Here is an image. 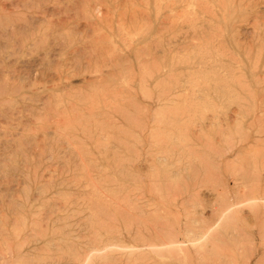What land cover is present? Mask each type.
<instances>
[{
	"label": "rangeland",
	"instance_id": "374dc122",
	"mask_svg": "<svg viewBox=\"0 0 264 264\" xmlns=\"http://www.w3.org/2000/svg\"><path fill=\"white\" fill-rule=\"evenodd\" d=\"M0 264H264V0H0Z\"/></svg>",
	"mask_w": 264,
	"mask_h": 264
},
{
	"label": "bare ground",
	"instance_id": "6f19581e",
	"mask_svg": "<svg viewBox=\"0 0 264 264\" xmlns=\"http://www.w3.org/2000/svg\"><path fill=\"white\" fill-rule=\"evenodd\" d=\"M185 8H186V7H185ZM187 9H188V8H187ZM189 12H190V11H189ZM191 13H192V12H191ZM185 14H186V12H185ZM187 14H188V13H187ZM187 18H188V17H187ZM134 20H136V18H135ZM186 21H187V20H186ZM186 21H185V22H186ZM131 22H132V21H131ZM196 22H197V21H196ZM136 23H137V22H136ZM136 23H135V24H136ZM195 27H196V26H195ZM202 27H203V26H202ZM215 28H216V27H215ZM207 29H208V28H207ZM217 29H218V27H217ZM217 29H216V30H217ZM214 31H215V30H214ZM207 34H208V32H207ZM216 35H217V34H216ZM215 38H216V37H215ZM216 39H217V38H216ZM219 40H220V39H219ZM203 42H205V41H203ZM211 42H212V41H211ZM220 43H221V42H220ZM225 46H226V45H225ZM202 47H203V46H202ZM206 49H207V48H206ZM206 49H205V50H206ZM201 51H202V50H201ZM183 54H184V53H183ZM201 54H202V53H201ZM202 57H203V56H202ZM178 58H181V57H178ZM185 58H186V57H185ZM199 58H200V57H199ZM210 58H211V57H210ZM221 58H222V57H221ZM195 59H196V58H195ZM181 60H182V59H181ZM192 60H193V58H192ZM200 60H201V59H200ZM212 60H213V59H212ZM185 61H186V59H185ZM153 62H154V60H153ZM197 62H198V61H197ZM200 62H201V61H200ZM200 62H199V63H200ZM202 63H203V62H202ZM154 64H155V63H154ZM205 64H206V63H205ZM155 65H156V64H155ZM186 65H187V64H186ZM200 65H201V64H200ZM224 65H225V64H224ZM195 66H196V65H195ZM203 68H204V67H203ZM203 68H202V69H203ZM200 69H201V67H200ZM192 70H193V69H192ZM158 71H159V70H158ZM203 71H204V70H203ZM227 71H228V70H227ZM150 72H151V71H150ZM153 72H154V71H153ZM187 72H188V71H187ZM193 72H195V71L193 70ZM224 72H225V71H224ZM197 73H198V72H197ZM219 73H220V72H219ZM168 74H169V73H168ZM223 74H224V73H223ZM229 74H230V72H229ZM191 75H192V74H191ZM170 76H171V75H170ZM198 76H199V75H198ZM204 76H205V75H204ZM171 77H172V76H171ZM169 78H170V77H169ZM191 78H192V77H191ZM218 78H219V77H218ZM171 79H172V78H171ZM185 79H186V78H185ZM192 79H193V78H192ZM194 79H195V78H194ZM200 79H201V78H200ZM220 79H221V78H220ZM220 79H219V80H220ZM215 80H216V79H215ZM219 80H218V81H219ZM175 81H176V80H175ZM218 81H217V82H218ZM222 81H223V80H222ZM222 81H220V82H222ZM220 82H219V83H220ZM168 83H169V81H168ZM215 83H216V82H215ZM165 84H166V83H165ZM177 84H178V83H177ZM192 84H193V83H192ZM170 85H171V84H170ZM195 85H196V84H195ZM198 85H199V84H198ZM226 85H227V84H226ZM248 86H249V85H248ZM167 88H168V87H167ZM198 88H199V87H198ZM223 88H224V87L221 88V86H220V89H218V92L222 91L221 93L226 94V93H227L226 90L228 89V87L226 88V90L223 89ZM232 90H233V89H232ZM251 90H253V89H251ZM166 91H167V90H166ZM229 91H231V90H229ZM163 92H164V91H163ZM169 92H171V91H169ZM231 92H232V91H231ZM204 93H205V92H204ZM250 93H251V92H250ZM176 94H177V93H176ZM202 95H203V94H202ZM207 95H208V94H207ZM209 95H210V94H209ZM231 95H232V94H231ZM250 95H251V94H250ZM116 96H117V95H116ZM176 96H177V95H176ZM205 96H206V95H205ZM171 97H173V95H172ZM174 97H175V96H174ZM121 98H122V97H121ZM169 100H170V99H169ZM188 103H189V102H188ZM164 104H165V103H164ZM180 104H181V103H180ZM180 104H179V105H180ZM179 105H178V106H179ZM167 106H168V105H167ZM173 106H174V105H173ZM176 106H177V105H176ZM185 106H186V105H185ZM195 106H196V105H195ZM115 107H116V106H115ZM162 107H163V106H162ZM163 108H164V107H163ZM250 108H251V107H250ZM122 109H123V108H122ZM174 111H175V110H174ZM200 112H202V111H200ZM135 113H136V112H135ZM128 114H129V113H128ZM180 116H181V115H180ZM182 116H183V115H182ZM200 116H201V114H200ZM178 117H179V116H178ZM258 117H259V115H258ZM147 125H148V124H147ZM159 125H160V124H159ZM167 125H168V124H167ZM171 125H172V124H171ZM131 126H132V125H131ZM163 127H164V126H163ZM167 127H168V126H167ZM178 127H179V126H178ZM163 130H165V129H163ZM175 130H176V129H175ZM160 131H161V130H160ZM181 131H182V130H181ZM158 132H159V131H158ZM164 132H165V131H164ZM178 132H179V131H178ZM170 133H171V132H170ZM179 133H181V132H179ZM183 133H184V132H183ZM183 133H182V134H183ZM134 134H135V133H134ZM163 134H164V133H163ZM173 134H174V133H173ZM168 135H169V134H168ZM181 136H182V135H181ZM173 137H174V135H173ZM68 139H69V138H68ZM73 139H74V138H73ZM156 140H157V139H156ZM176 140H177V139H176ZM64 141H65V140H64ZM160 141H161V140H160ZM180 141H181V139H180ZM183 141H184V140H183ZM68 143H69V142H68ZM158 143H159V142H158ZM161 144H162V143H161ZM172 144H173V143H172ZM160 146H162V145H160ZM162 147H163V146H162ZM170 147H171V146H170ZM17 149H18V148H17ZM181 150H182V149H181ZM161 151H162V150H161ZM161 151H160V152H161ZM166 152H167V151H166ZM169 153H170V152H169ZM179 155H180V154H179ZM13 231H14V229H13Z\"/></svg>",
	"mask_w": 264,
	"mask_h": 264
}]
</instances>
